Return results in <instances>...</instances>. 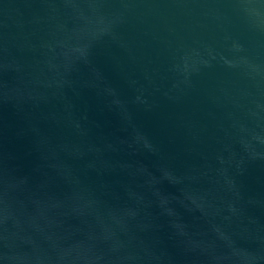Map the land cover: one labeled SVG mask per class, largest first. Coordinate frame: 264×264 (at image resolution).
I'll use <instances>...</instances> for the list:
<instances>
[{
	"label": "water",
	"instance_id": "water-1",
	"mask_svg": "<svg viewBox=\"0 0 264 264\" xmlns=\"http://www.w3.org/2000/svg\"><path fill=\"white\" fill-rule=\"evenodd\" d=\"M0 264H264V0H0Z\"/></svg>",
	"mask_w": 264,
	"mask_h": 264
}]
</instances>
